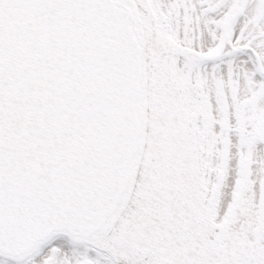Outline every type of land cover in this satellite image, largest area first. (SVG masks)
Returning <instances> with one entry per match:
<instances>
[{
  "label": "snow or ice",
  "instance_id": "snow-or-ice-1",
  "mask_svg": "<svg viewBox=\"0 0 264 264\" xmlns=\"http://www.w3.org/2000/svg\"><path fill=\"white\" fill-rule=\"evenodd\" d=\"M0 264H264V0H0Z\"/></svg>",
  "mask_w": 264,
  "mask_h": 264
}]
</instances>
